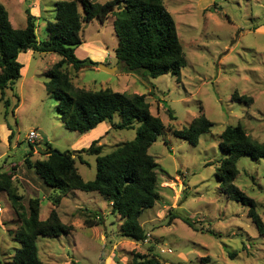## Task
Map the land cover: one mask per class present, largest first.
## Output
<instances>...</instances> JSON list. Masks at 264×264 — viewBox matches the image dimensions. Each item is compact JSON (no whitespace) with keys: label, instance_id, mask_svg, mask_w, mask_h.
<instances>
[{"label":"rangeland","instance_id":"obj_1","mask_svg":"<svg viewBox=\"0 0 264 264\" xmlns=\"http://www.w3.org/2000/svg\"><path fill=\"white\" fill-rule=\"evenodd\" d=\"M64 1L81 0H0V5L8 11L14 28L22 29L28 10L34 16L53 20L56 3ZM91 1L104 4L110 0ZM165 6L175 19L185 51L187 65L180 77L164 75L150 79V85L141 81L140 75L124 72L115 57L119 38L113 17L105 24L95 19L85 27L84 43L76 56L115 70L106 72L99 65L78 71L71 65L64 68L77 89L145 95L151 113L162 120L163 134L149 149L158 164L160 197L140 219L150 236L142 244L122 238V220L113 216L107 198L96 192L72 191L62 198L57 212L74 230L58 238L37 240L42 264H133L137 254L157 256L162 264H264V234L248 216L249 208L232 201L216 178L226 157L219 148L226 127L240 123L253 140L264 143V0H165ZM44 19L37 23L40 41L47 39ZM60 59L53 53H34L24 77L7 91L12 102L8 116L0 101V172L13 173L14 185L26 207L33 198L41 200V221L54 208L57 194L23 162L30 152L31 131L41 138L38 143L47 142L63 153L89 149L100 139L102 155L135 141L137 135L136 129L117 130L110 123L85 134L67 130L57 100L45 88L48 71ZM22 62L27 67L24 56ZM235 93L252 98V103L234 101ZM202 114L213 127L200 138L198 146L173 134ZM120 121L116 115L114 122ZM7 123L15 131L12 144ZM37 148L46 150L43 145L35 147L33 162L46 158ZM81 156L85 163L76 157V167L86 182L93 181L96 156ZM237 167L239 175L234 185L255 200L264 223V159L245 156ZM0 209V264H11L21 248L15 239L20 223L3 192ZM98 216L103 219L101 224L88 227L86 220H98ZM182 218H189L196 229Z\"/></svg>","mask_w":264,"mask_h":264},{"label":"trees","instance_id":"obj_2","mask_svg":"<svg viewBox=\"0 0 264 264\" xmlns=\"http://www.w3.org/2000/svg\"><path fill=\"white\" fill-rule=\"evenodd\" d=\"M112 17L115 18L114 29L119 38L115 57L117 63L124 66V72L140 75L141 81L150 85V79L168 74L181 76L182 69L187 65L185 51L177 24L165 6V0H110L104 4L91 0L58 2L53 20L34 16L28 10L26 26L22 29L14 28L8 11L0 5V101L4 104L6 116L12 105L7 91L13 90V86L22 79L23 65L18 60L19 56L28 51L53 53L61 59L48 71L49 81L45 83V88L57 100L58 111L67 130L85 134L102 123H110L117 130H137L135 141L123 144L108 155H102L100 139L94 141L89 149L64 153L53 149L47 142L38 143L41 138L34 143L28 140L30 152L23 162L34 170L47 187L56 191L57 196L53 199L54 208L48 218L41 221V200L33 198L26 207L14 185L13 173L0 172V192L7 195L20 223L15 239L21 243V248L16 250L11 264H42L37 240L41 237L58 238L74 230L73 226L62 222L57 212L62 198L72 191L96 192L107 198L113 216H119L122 220L120 236L137 244L147 240L149 234L140 219L144 211L152 209L160 197L156 171L158 164L149 154V149L163 134L165 126L159 117L151 113L145 95H127L111 89L97 92L77 89L64 69L65 65H71L77 71L98 67V63L89 59H78L76 50L83 45V31L91 21L98 19L105 24ZM39 19L46 20L47 39L42 41L37 36ZM150 87L154 89V86ZM232 98L248 104L253 101L237 93ZM116 115L121 118L118 124L114 122ZM170 117L175 119L172 114ZM212 127L213 123L202 114L188 127L175 130L173 134L198 146L200 138L210 133ZM7 128L11 132L9 142L12 144L15 131L9 123ZM42 145L46 150L41 153L46 158L33 162L35 147ZM219 148L226 153V157L217 169L216 178L232 201L249 208L248 216L264 234V223L257 212L255 200L234 185L239 175V160L245 156L253 160L264 159V143L253 140L239 123L226 127L221 134ZM81 154L96 156L97 174L93 181L86 182L76 167V157L82 164L85 163ZM96 218L98 220L87 219V226L100 225L103 219L99 216ZM182 219L189 227L196 229L189 218ZM209 233L215 234L213 231ZM133 264L162 262L157 256L147 258L137 254Z\"/></svg>","mask_w":264,"mask_h":264},{"label":"crops","instance_id":"obj_3","mask_svg":"<svg viewBox=\"0 0 264 264\" xmlns=\"http://www.w3.org/2000/svg\"><path fill=\"white\" fill-rule=\"evenodd\" d=\"M24 56V58H26V62H28V64H27V67H25L24 66V64H23V62H22V57ZM34 56V52L33 51H28L27 53H25V54H21L20 56H19V62L23 65V69H22V71H21V73H22V78L24 77V71H25V69H26V71L28 70V66H29V63L31 62V58ZM29 59H28V58ZM103 125H105V123H102L101 125H99L96 129H94V130H98V129H100L101 127H103ZM108 128L106 127L105 128V130H107Z\"/></svg>","mask_w":264,"mask_h":264},{"label":"built area","instance_id":"obj_4","mask_svg":"<svg viewBox=\"0 0 264 264\" xmlns=\"http://www.w3.org/2000/svg\"><path fill=\"white\" fill-rule=\"evenodd\" d=\"M30 139V140H29ZM29 141L31 142V143H34L37 139H38V134L35 132V131H31L30 132V134H29ZM34 140V141H33ZM0 211H1V209H0ZM150 235H148V237H149ZM168 253V251H165V250H163L162 251V253Z\"/></svg>","mask_w":264,"mask_h":264},{"label":"water","instance_id":"obj_5","mask_svg":"<svg viewBox=\"0 0 264 264\" xmlns=\"http://www.w3.org/2000/svg\"><path fill=\"white\" fill-rule=\"evenodd\" d=\"M99 69L100 70H104V71H106V72H113L115 69H110V68H108L107 66H105L104 64H99ZM37 150L39 151V152H45L44 150H42L41 148H37Z\"/></svg>","mask_w":264,"mask_h":264}]
</instances>
